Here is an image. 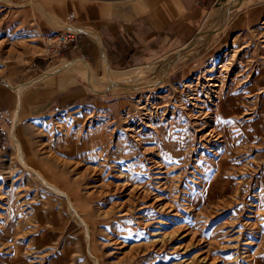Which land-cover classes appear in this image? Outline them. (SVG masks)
<instances>
[{"label": "rangeland", "instance_id": "rangeland-1", "mask_svg": "<svg viewBox=\"0 0 264 264\" xmlns=\"http://www.w3.org/2000/svg\"><path fill=\"white\" fill-rule=\"evenodd\" d=\"M39 1L0 0V264H264V13L210 55L219 22L167 53L195 55L176 82L165 60L107 69L94 90L120 101L23 117L15 86L35 55L51 59L44 36L68 25L61 0ZM212 76L217 116L202 85Z\"/></svg>", "mask_w": 264, "mask_h": 264}, {"label": "crops", "instance_id": "crops-1", "mask_svg": "<svg viewBox=\"0 0 264 264\" xmlns=\"http://www.w3.org/2000/svg\"><path fill=\"white\" fill-rule=\"evenodd\" d=\"M41 1L37 3L47 11ZM230 1L61 0L54 11L61 16L75 13L74 24L79 30L76 41L57 57H33L32 67L19 79V83H29L17 98L18 113L25 117L34 111L49 113L60 106L103 104L107 107L120 101L119 97L98 94L83 65L63 67L44 75L49 68L60 67L65 62H84L95 77L105 75L107 69L115 72L131 66H160L167 53L193 40L202 30L206 31L210 22H219L223 26L222 32H208L203 41L209 55L216 52L227 37L255 23L264 13L260 4L248 0H236L233 4ZM227 10L231 14L222 23ZM42 16L46 17V14ZM194 57L191 52L188 62L176 59L175 64H171L165 60L169 65L164 80L176 82L184 77L186 70L192 69L190 65ZM40 75L43 76L31 81Z\"/></svg>", "mask_w": 264, "mask_h": 264}, {"label": "bare ground", "instance_id": "bare-ground-1", "mask_svg": "<svg viewBox=\"0 0 264 264\" xmlns=\"http://www.w3.org/2000/svg\"><path fill=\"white\" fill-rule=\"evenodd\" d=\"M264 42V41H263ZM233 51H236V50H234L233 49ZM233 54V53H232ZM235 54H233L232 56H234ZM61 65V64H60ZM84 66L85 68L84 69H86V71L84 70V69H82V70H84L85 72H86V75H87V78H89L92 82H94V76H92V73H91V71H90V68H89V66H88V64H86V63H84V62H81V61H73V62H68V63H66L65 62V64H63V65H61L60 67H51V68H49L47 71H46V73L44 74V75H46L47 73H49V72H52L53 73V71H56V70H59V69H61V68H63V67H67V66H74V67H80V66ZM59 66V65H58ZM75 70V69H74ZM77 70V69H76ZM226 70V69H225ZM57 72V71H56ZM164 74V73H163ZM163 74L161 75V76H163ZM220 75V74H219ZM42 75H40V76H38L37 78H35V79H33V80H31V81H34V80H38V78L39 77H41ZM160 76V77H161ZM160 77H158L157 79H154L152 82L151 81H149V83H153V82H157L159 79H160ZM88 79V80H89ZM89 80V81H90ZM214 81H220V79H219V77H217V76H212V77H208L207 79H205L204 80V82H202V85L203 86H205V88L203 89L204 90V93H205V98H207V100H208V102L210 103V105H211V107H210V109H211V113L210 114H212V113H215V115L217 116L218 115V113H220L221 112V110H223V105H222V100L218 97V94H219V90H220V87H219V85L218 84H214ZM29 82H26V83H24V84H22V85H20V86H15V88L18 90V92L20 93L21 92V90L28 84ZM220 83V82H219ZM112 84H122L121 82H119V80L118 79H115L114 81H112V83H111V86H112ZM141 84H143L142 82H140V83H136V85H135V87L137 88L138 86H140ZM198 84V83H197ZM131 84H129V86H130ZM116 86V85H115ZM124 86H126V84H124ZM14 87V86H13ZM131 87V86H130ZM203 88V87H202ZM190 97H189V103L191 104V105H193L194 107H196V106H199L200 105V103L199 104H197L196 102L198 101V100H196V96H195V93H191L190 95H189ZM205 100V99H204ZM207 102V101H206ZM208 106V105H207ZM156 108V107H155ZM200 108V107H199ZM191 110V109H190ZM189 111V110H188ZM202 114H203V112H202ZM201 114V115H202ZM210 114H208V113H206L204 116H203V118L209 123V126H210V128H211V124H212V121H213V118H212V115H210ZM202 117V116H201ZM196 120V119H195ZM197 122V121H196ZM214 122V121H213ZM197 127V126H196ZM133 128V127H132ZM131 128V130H133ZM207 128V127H206ZM214 128V127H213ZM213 128H211L212 130H210L206 135L209 137V136H211L212 137V135L215 133V131L213 130ZM200 131V130H199ZM205 131V130H204ZM135 132V131H134ZM203 134V133H202ZM219 136V135H218ZM214 137V136H213ZM220 137V136H219ZM200 138V137H199ZM206 142V141H205ZM23 154H22V152H21V150L19 151V153H18V157H19V159L22 161V164L23 163H25V161H24V159H23V156H22ZM27 164H25V166H26ZM27 167V166H26ZM31 168V167H30ZM28 169H29V167H28ZM33 168H31V170H32ZM30 170V169H29ZM30 170V171H31ZM34 170V173L36 174V176L44 183V184H46V186H49L50 188H53L54 186H53V184H51V183H49L48 181H46V179L43 177V175L39 172V171H37V170H35V169H33ZM55 189V188H54ZM52 190V189H51ZM58 192V191H57ZM56 192V193H57ZM60 192H62V193H65V192H63V191H60ZM64 195V194H63ZM65 196H66V199H67V201H68V204H69V206H70V209L73 211V213L75 214V215H77L78 213H77V209H76V207H75V205H74V203H73V201H72V199H71V197L67 194V193H65ZM71 211V212H72ZM78 216V215H77ZM78 219L79 220H81L82 221V223H84V220L83 219H81L80 217H78ZM83 225H85V232H86V237H88L89 236V232H88V228H87V225L86 224H83ZM96 260V259H95ZM97 264V263H96Z\"/></svg>", "mask_w": 264, "mask_h": 264}, {"label": "built area", "instance_id": "built-area-1", "mask_svg": "<svg viewBox=\"0 0 264 264\" xmlns=\"http://www.w3.org/2000/svg\"><path fill=\"white\" fill-rule=\"evenodd\" d=\"M75 13L66 14L64 21L68 24L44 36L42 55L46 58L59 56L61 52L76 41L79 30L73 26ZM6 118V111L0 110V123Z\"/></svg>", "mask_w": 264, "mask_h": 264}]
</instances>
